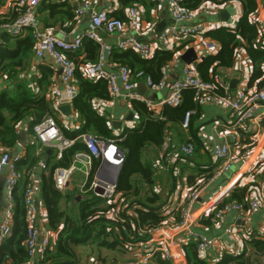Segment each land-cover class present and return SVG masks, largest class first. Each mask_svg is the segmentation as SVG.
Segmentation results:
<instances>
[{"label": "trees", "instance_id": "16d2710c", "mask_svg": "<svg viewBox=\"0 0 264 264\" xmlns=\"http://www.w3.org/2000/svg\"><path fill=\"white\" fill-rule=\"evenodd\" d=\"M228 1L233 0H215L218 4ZM235 1L240 2L242 6V12L236 24L233 27H221L206 33L207 37L218 44L219 50L214 55L201 58L196 63V69L203 82L213 83L214 77L218 75V69L234 67L237 53L242 49L251 64L246 89H259L264 87V44L259 38L258 26L252 20L258 6L256 0ZM135 2L139 0H120L121 6L124 7ZM202 3L203 0H187L185 7L197 10ZM38 12L47 14L48 21L40 19L44 28H64L66 22L75 23L73 5L68 0H43ZM13 13L11 20L17 16L15 10ZM111 16L126 20L121 12H114ZM51 19L53 22H50ZM4 20L7 19L0 20V23ZM64 29L67 30L66 27ZM26 31V34L18 37L4 34V43L0 47V79L4 78L8 82L7 87L0 89V145L9 150L15 149L18 144L17 130L22 121L34 113L41 114L40 119L30 122L28 132L32 136L33 127L40 123L42 118L51 116L53 113L52 102L46 98L45 89L50 83L45 79V73L42 77H38L30 75L29 72L34 56V41L31 30ZM87 42L91 60H97L100 50L98 43L91 40ZM110 55L117 66H125L130 70L132 80H136L137 72L143 71L155 83L162 79V68L172 62L175 57L173 51L156 50L150 58L143 59L131 50L117 48H113ZM68 56L72 59L70 54ZM94 56H96L95 59ZM75 80L77 95L72 105L81 126L78 131L65 132L64 135L67 139H76L81 134H88L101 138L104 142L113 140L124 152V160L116 182V193L119 198L116 202H108L95 197L91 192H86L83 201L78 205L75 219L61 210V200L65 196L54 186L55 168H67L72 164L77 153H88L84 142L75 140L62 152L57 164L50 166L47 174L40 175L42 179L40 197L46 210V230L55 232L56 237L53 245L49 244L38 262L35 261L34 264H78L81 254L77 253V248L88 246L97 249V252L106 250L122 255L138 243L150 240L153 230L167 220V216L164 215L167 197L161 196L154 190L157 181L156 170L145 159V153L149 148H159L165 131L181 125L188 111L195 112L189 124V128L192 129V119L199 113V107L194 101V92L191 89L183 91L179 106L162 107L159 113L162 119L155 118L153 111L144 103L130 100L132 111L139 122L138 126L134 129H124L122 134H115L106 115L93 107L94 101L110 100L107 82L104 79L84 77L78 67L75 69ZM218 93L222 94L223 91L218 90ZM193 142L192 144L195 145L193 157H197L200 147L197 140ZM33 147V144L29 145L26 159L19 164V169L26 173L36 168L37 159L31 157ZM180 161L189 166L194 164L192 157L181 158ZM98 166L99 160L92 158L90 173L92 177ZM198 167L200 170L197 169V176L187 177L189 186L196 185V179L199 175H203V183L197 185L200 187L212 175V167L207 169H201L203 166ZM26 173L14 188L15 209L12 234L0 245V264H32L25 246L26 222L23 192L28 183ZM142 186L149 188L150 197L146 194L141 195ZM251 186L254 184L234 185L227 196L222 198L206 217L200 218L199 224L203 227H211L217 221L215 211L221 209L225 203H245ZM172 216H175V221L178 220L175 214ZM61 223L63 227H59ZM183 251L186 264H208L200 257L194 243L184 245ZM263 259L264 238L253 237L245 241L241 252L223 253L213 264H262ZM98 260L101 261L100 258Z\"/></svg>", "mask_w": 264, "mask_h": 264}, {"label": "built area", "instance_id": "2783aa9c", "mask_svg": "<svg viewBox=\"0 0 264 264\" xmlns=\"http://www.w3.org/2000/svg\"><path fill=\"white\" fill-rule=\"evenodd\" d=\"M42 1L15 0L16 18L7 19L0 23V47L4 43L1 33L18 37L23 35L26 30H31V37L34 41V57L37 60H50L53 66L60 71L62 87L54 88L47 95L53 106L57 108L73 103L77 95L76 67H74L68 55L79 52L84 41L91 40L97 42L100 47L98 59L95 63L86 65L84 70H79L88 79H104L107 82L111 100L121 97L126 98L128 101L137 100L144 103L151 111H154L159 106H179L182 102L183 91L191 89L194 92L196 105L200 107L214 105L225 109L228 113L225 126L235 136L240 132L250 140L251 147L238 153H233L228 143L214 144L211 151L213 163L215 168L218 163L221 164L216 169L214 168L211 177L200 187L197 185L203 183V181L190 186L186 197L178 205L172 207L173 200L167 198L164 208V215L167 216V220L153 230L150 240L138 243L126 252L125 255L130 256L128 260L120 263L112 260L110 264H151L152 259L156 256H159L162 261L168 264H183L185 261L183 247L188 243L195 244L201 257L207 255L210 250L216 247V239L208 238L194 230L198 224V219L202 215L198 217L192 206L199 200L204 185L212 183L216 178L230 171L233 165L241 164L242 174H249L256 168L258 158L254 155L253 148L257 146L263 136L262 115L258 113V109L263 107L264 110V87L259 89L238 88L231 92L229 84L219 75L214 77L213 83H205L200 78L195 63L186 64L182 69L181 78L171 83L166 80V69L169 65L162 68L163 76L157 83L153 82L150 76L145 75L143 71L137 72L135 75L136 80H132L130 70L125 66H117L116 71L105 69V54L109 55L113 48L131 50L143 59L150 58L156 50L173 51L175 57L180 56L178 53L181 52L178 51L185 52L188 49H192L197 58L216 54L219 50L218 44L206 36L208 31L206 24L196 20L197 10H190L185 7L187 0H153L167 4L169 17L172 21L169 26L158 34L153 42H141L131 34L141 28L143 21V10L138 6L130 5L125 12L126 20L123 21L111 16L115 12V7L112 4L102 10H93L91 6L94 0H68L73 5L75 20L89 17L84 33L79 37L69 39L64 28H44L40 24L38 8ZM252 20L261 32L263 21L258 18L257 13L252 17ZM100 32L108 35L117 34L115 47L111 48L103 44L99 38ZM240 76L241 79L242 76ZM140 79L153 93L167 88L166 97L154 103L150 99L139 95L136 88L137 80ZM218 90L223 91V93H218ZM194 115V111L186 112L181 123L182 129L189 128L190 120ZM154 116L162 119L160 114H155V112ZM219 126V124H215L213 129L217 130ZM235 136L232 137L233 140ZM79 138L84 142L88 153H77L74 159L77 162H82L87 168L91 167L92 158L99 160L97 173L91 179L87 175L81 192H91L97 198L105 199L108 202H116L119 196L116 193L114 175L115 169L120 168L123 163L124 152L113 140L104 142L101 138L88 134H82ZM31 139L37 145L56 149L57 159H60L62 152L75 142L74 139L63 137L53 116L45 117L33 127ZM194 151L195 148L192 143L179 144L175 141L171 132H166L154 168L157 172L169 171L181 158L193 157ZM22 158V154L14 153L0 145V175L4 176V206L0 208V245L12 234L15 209L14 188L26 173L19 169ZM76 169L77 167L72 163L67 168H57L54 171V186L58 191L63 192L68 187L71 176ZM99 171L100 175L98 174ZM26 175L28 183L23 192L26 222L25 246L28 258L32 261L36 258L38 252L43 253L45 248L49 246L50 241L43 233L41 211L36 205L38 180L35 169L27 171ZM227 193L228 191L216 197L211 207L201 206L203 207L200 209L201 212L205 214L212 211L215 205L227 196ZM262 207H264V194L262 198H259L251 192L245 203L228 202L221 209L215 211V218L217 219L215 223L222 220L230 212L242 213L246 211L251 215L258 212ZM172 214L178 217L177 221H175V216H172ZM171 219L172 221H170ZM234 229L233 227L226 229V234L232 236L235 232ZM182 235L184 241L178 238ZM244 237L246 241L253 237L264 238V234L252 235L251 230H245Z\"/></svg>", "mask_w": 264, "mask_h": 264}, {"label": "crops", "instance_id": "0c3cea01", "mask_svg": "<svg viewBox=\"0 0 264 264\" xmlns=\"http://www.w3.org/2000/svg\"><path fill=\"white\" fill-rule=\"evenodd\" d=\"M49 1V0H47ZM71 1V0H70ZM221 1V0H216ZM15 0H0V20L2 19H10L14 16V6ZM258 10L257 16L259 19L263 21L262 31L260 32V39L264 44V0H256ZM109 4L114 5L115 13L121 12L125 17V12L130 5H135L143 10V21L141 24V28L137 31H133L131 34L141 42H153L156 40L158 34L167 26L171 24V19L168 13V6L166 3H158L153 0H139V2L132 3L127 6H121L120 0H94L92 3L93 10H102L109 6ZM41 5V4H40ZM40 7V6H39ZM39 9V8H38ZM226 12V14H225ZM242 12V6L238 1H228L225 3L218 4L215 0H205L199 9H197L196 20L203 22L206 24L208 28V32L219 29L221 27H233L238 18L240 17ZM38 19L40 24L42 25L43 19L48 21L47 14L42 12L41 14L38 12ZM89 17H83L81 19L75 20V23L66 22L64 26L67 28L65 31L68 33L67 37L69 39H73L81 36L84 33V30L88 24ZM50 22H53L52 19ZM59 26V25H57ZM64 27V28H65ZM57 28V27H56ZM27 31L23 33L26 34ZM4 33H1V37L3 38ZM22 36V35H21ZM99 38L101 42L111 48L115 47L117 41V34L108 35L106 33L100 32ZM88 41V40H87ZM84 41L81 50L77 53L70 54L71 60L73 62L74 67H78V69L84 70L85 66L88 64H93L97 60L92 61L90 55L87 50L86 43ZM97 43V42H96ZM116 49V48H115ZM187 51V50H186ZM100 52V51H99ZM178 55H182L185 52L178 51ZM111 54V53H110ZM105 54V63L104 67L108 71H116L117 63H115L111 57V55ZM237 59L235 61L234 67L229 69H218V75L221 76L224 81L228 84L231 80L236 79L237 84L235 89H230L231 92L237 90L238 88H246V82L251 72V64L245 54V52L240 49L237 53ZM99 56V55H98ZM180 56L175 57L172 62H170L166 69V80L168 83L181 78L182 69L186 65L180 58ZM96 56H94V59ZM98 59V58H97ZM201 58H197V60L193 63H198ZM32 65L29 70L30 75H35L38 77H42V74L45 73V79L50 83L49 87L46 88V98L49 99L48 93L52 91L54 88H61V80H60V71L53 66L50 60H37L34 56L32 57ZM47 71V72H46ZM80 71V70H79ZM81 73V71H80ZM29 74V73H28ZM243 80H242V77ZM241 77V79L239 78ZM135 81V80H134ZM8 82L2 78L0 79V89H4L7 87ZM77 89V87H76ZM256 89V88H252ZM136 91L139 95L144 98L150 99L152 102L157 103L162 100L167 95V88L162 89L158 92H151L144 84L143 80H137V88ZM125 93L123 92V95ZM64 106V105H63ZM198 106V105H197ZM53 116L58 124L59 130L63 137L65 132L73 133L78 131L81 126L80 121L77 118L76 113L74 112L73 105H70V111H63L61 107L53 106ZM93 107L100 113L106 115V117L110 120L111 127L113 129V133L122 134L124 129H134L138 126V120L132 111L130 106V102L126 98H118L116 100H108V101H94ZM199 113L192 120V129L188 128L186 130L182 129L181 125L172 127V129H168L166 132H171L175 141L179 144L185 143H194L193 140H197L198 146L200 150L197 153L198 158L206 157L207 161H198L197 157H192L194 159L193 166H189L180 160L174 164L171 170L165 172H157L158 181H156L155 191H158L161 196H166L167 198H171L174 202L173 205H178L187 195V192L190 188L187 183L188 176H197L198 170L200 168L198 166H203L201 169L211 168V173H213L217 167L220 166L218 163L215 168V164L213 163V157L211 155L212 147L216 143H228L231 147L233 153H238L242 150H248L251 147L250 140L244 135L238 132L235 136L229 128L225 125L227 124V116L228 113L225 109L214 106V105H206V106H198ZM162 106L156 107L153 111L155 114H159L161 112ZM263 107L258 109V113L262 115L261 126L263 129V136L257 146H254V155L258 158V163L256 168L249 174H242L241 164L233 165L230 171L226 172L225 175L216 178L212 183L204 185L203 191L200 194L199 200L192 206V209L196 210V215L202 219V217H206L209 212L203 214L200 210L201 206L208 207L212 205L214 199L220 195H223L227 191H229L236 183H239L240 186L247 184H254L251 186L250 193L257 195L259 198L263 197L264 194V112ZM43 119V118H42ZM32 120H37L34 117V114L24 121H22L17 130V135L22 134L23 138L18 137V144L15 149L10 151L14 153H19L23 155L21 161L26 159L27 148L30 144H33L34 147L31 149V157H34L36 160L35 171L38 180V195L37 200L39 201V208L41 211L42 217V230L45 233V236L49 239L50 244L53 245L55 240V232L50 230H46L47 227V218H46V210L43 207V203L40 197V185H41V173L47 174L48 169L52 165L57 164L56 152L57 150L54 148H47L45 146H40L34 143L31 139V134L29 135L28 129L30 128V122ZM215 124H219V128L217 130L213 129ZM37 125V124H36ZM164 133V134H165ZM82 135V134H81ZM80 136V135H79ZM79 136L74 140H81ZM164 136V135H163ZM235 136L233 140L232 137ZM67 139V137H66ZM163 141V139H162ZM33 142V143H32ZM161 146V145H160ZM195 146V145H194ZM251 149V150H253ZM159 148H149V150L145 153V159L148 160L153 166L157 161V156L159 153ZM72 162L77 169L73 172L68 187L61 192L65 198L61 200V210L65 211L71 218L75 219L77 216V208L81 201H83V196L85 193H82L81 189L86 181L87 175L88 177H92L90 175L92 164L90 168H87L82 162H77L73 159ZM49 162V164H48ZM78 165L83 166L82 170L78 168ZM197 165V166H196ZM189 166V167H187ZM215 168V169H214ZM57 169V168H55ZM189 169H193L194 173L190 174ZM198 169V170H197ZM156 170V169H155ZM120 171V170H119ZM97 170L95 171V174ZM94 174V175H95ZM93 175V176H94ZM116 175V174H115ZM114 175V178H115ZM119 175V174H118ZM202 176L196 179V182L202 181ZM118 178V177H117ZM116 178V182H117ZM0 196L3 197L4 201V176L0 175ZM171 202V203H172ZM2 208V207H0ZM116 212V211H115ZM200 218L198 219V224L194 228V230L201 235H204L208 238L216 239V247L209 251L207 255L200 256L204 260L207 261L208 264H213L217 261L223 253H239L242 251L244 247V243L246 239L244 237L245 230H251L252 235H262L264 234V207H262L258 212L249 215L246 211L242 213L230 212L227 214L222 220L214 223L211 227H203L199 224ZM169 221V220H168ZM172 221V219L170 220ZM59 227H63L61 223ZM235 228L234 234L229 236L226 234V229ZM181 241H184V236L178 237ZM41 251V250H40ZM86 255L81 254V260L78 264H101L102 262L98 260L94 254H89V249L85 250ZM106 251V250H105ZM107 252V251H106ZM42 255V252L37 254L36 258L32 260V264L35 261L38 262ZM130 256L123 255L122 261L116 260L117 263L128 260ZM114 260V259H111ZM110 262V260H109ZM109 262L106 261V264ZM151 264H168L159 256H156L152 259ZM183 264H186V260Z\"/></svg>", "mask_w": 264, "mask_h": 264}, {"label": "rangeland", "instance_id": "374dc122", "mask_svg": "<svg viewBox=\"0 0 264 264\" xmlns=\"http://www.w3.org/2000/svg\"><path fill=\"white\" fill-rule=\"evenodd\" d=\"M197 160L198 161H200V160L207 161L208 159L206 157H202V158H198L197 157ZM235 165H237V164H235ZM78 168H80L82 170L83 166L78 165ZM188 172L190 174H193L194 170L193 169H189ZM156 177H158V175H156ZM156 180L158 181L159 178H156ZM145 194L150 197V190H149V188L147 186H142L141 187V195L143 196ZM87 249H89V251H90L89 254H94L96 257L100 258V260L103 262V264L106 261L107 262H109V260L111 261V259L122 261V257L124 255V254L121 255V254H117V253H112V252H109V251L106 252L105 250H100L99 252H97L98 251L97 249L91 248L89 246L88 247H84V248L83 247L77 248V253L86 255V253H85L86 251L85 250H87ZM261 261H262V264H264V259L261 260Z\"/></svg>", "mask_w": 264, "mask_h": 264}, {"label": "water", "instance_id": "95a60500", "mask_svg": "<svg viewBox=\"0 0 264 264\" xmlns=\"http://www.w3.org/2000/svg\"><path fill=\"white\" fill-rule=\"evenodd\" d=\"M225 14H226V12H225ZM180 58L187 65L192 64L193 62H195L197 60V57H196V55H195V53L193 52L192 49H188L187 51H185V53L182 54L180 56ZM236 84H237V80L236 79L231 80L230 83H229V88L230 89H235L236 88ZM60 109L63 110V111L67 110V112H69L70 111V105L61 106ZM34 117H35V119H40L41 118V114L34 113ZM18 137L19 138H23V135L19 133ZM119 170H120V168H116L115 169V174H116L115 175V180L118 177ZM98 174L100 175V171L98 172ZM36 205L38 207L40 206L38 200H36ZM3 206H4L3 197L0 196V207H3Z\"/></svg>", "mask_w": 264, "mask_h": 264}]
</instances>
